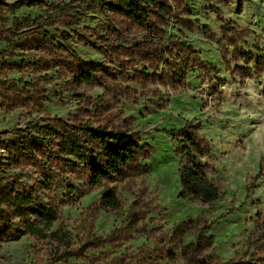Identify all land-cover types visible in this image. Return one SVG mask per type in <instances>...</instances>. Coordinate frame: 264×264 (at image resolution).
I'll list each match as a JSON object with an SVG mask.
<instances>
[{
  "label": "rangeland",
  "instance_id": "obj_1",
  "mask_svg": "<svg viewBox=\"0 0 264 264\" xmlns=\"http://www.w3.org/2000/svg\"><path fill=\"white\" fill-rule=\"evenodd\" d=\"M178 8L173 5L178 19L170 20L168 37L193 46L207 68L187 69L188 80L179 87V94L168 93L160 84L159 97L143 92L129 83L143 65L133 68L129 61L106 62L101 51L79 42L74 33L70 40L84 60L109 66L107 70L123 90L85 88L79 93L86 95V103L103 97L108 106H100L101 122L119 124L130 119L141 144L150 150L142 162L147 187L142 220L128 234H120L133 202L129 185H113L122 202L120 216L97 212L93 206L104 190L89 188L81 175L74 180L75 194H67L65 186L54 193L59 214L52 228L55 235L41 239L23 233L17 240L0 243V264H185L191 261L199 233L210 240L211 246L201 253L207 261L264 264V177L259 178L264 158V73L245 78L237 73V68H255V62L247 63L244 54L255 60L264 55V0H186ZM40 13V9L24 7L15 15ZM81 17L77 28H91L99 37L107 36L115 24L121 45L129 46L144 36L140 30L118 27L100 10L82 11ZM225 25L229 30L243 29L245 43L238 42L237 51L233 39L223 33ZM90 40L98 42L96 37ZM225 48L229 63L223 58ZM208 71L211 75L207 76ZM8 77L21 74L13 71ZM49 90L52 93L42 109H9L0 103V132L24 128L28 121L46 115L67 118L79 109L91 110V105L78 103L71 90L61 88L59 80ZM187 126L199 128L210 143L205 161L214 166L223 187L221 197L211 204L180 197L181 164L174 135ZM5 163L0 149V177L9 174ZM115 232L117 237L105 244V238Z\"/></svg>",
  "mask_w": 264,
  "mask_h": 264
},
{
  "label": "trees",
  "instance_id": "obj_2",
  "mask_svg": "<svg viewBox=\"0 0 264 264\" xmlns=\"http://www.w3.org/2000/svg\"><path fill=\"white\" fill-rule=\"evenodd\" d=\"M186 0H72L47 2L44 0H18L8 4L0 0V103L9 109L30 107L42 109L49 99L50 86L59 80L61 88L74 93L78 103L91 105V110L79 109L67 118L46 115L28 121L24 128L0 132V149L4 154L9 174L0 177V243L17 240L21 234L48 239L59 218L54 193L65 186L73 195L77 188L74 180L83 175L89 188L103 189L104 193L95 211L122 213V202L113 185L126 183L133 197L127 220L118 232L126 235L143 217L145 206L146 172L143 160L150 150L141 144L138 131L130 119L123 123L103 124L99 115L103 97L86 103L85 88L123 90L107 70L106 64L84 60L70 43L74 33L78 41L101 51L106 62L129 61L137 70V78L129 83L142 87L152 96L159 97L160 85L167 92L179 94L186 85L190 67L206 71L204 62L193 46L168 37L167 29L172 19H178L173 5L181 7ZM24 7L40 9L37 16H16ZM179 8L177 10H179ZM100 10L108 13L117 26L144 33L142 40L121 45L118 28L112 26L107 36H95L91 28H77L82 11ZM12 17V18H11ZM223 33L233 39L235 50L244 42L243 29ZM84 31V32H83ZM96 37L98 42H91ZM233 37V38H232ZM99 44V45H96ZM227 48L223 52L225 63ZM244 59L255 64L254 70L237 68L239 76L264 73V55L255 60L251 54ZM16 71L20 78H9ZM211 75L210 71L206 72ZM56 88V87H54ZM166 91V90H165ZM58 95V94H55ZM157 95V96H156ZM152 97L151 100L156 99ZM159 106L160 103L153 102ZM95 112V114H94ZM3 136L9 137L8 140ZM180 157V197L211 204L222 195V182L216 179V170L205 158L210 156V143L199 128L185 127L174 135ZM264 177V158L259 178ZM132 217V219H131ZM117 232L105 238V244L117 237ZM193 244V251L185 264H256L207 261L201 253L209 248L210 240L202 233ZM203 238V239H202ZM264 263V258H262Z\"/></svg>",
  "mask_w": 264,
  "mask_h": 264
}]
</instances>
